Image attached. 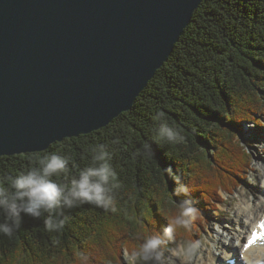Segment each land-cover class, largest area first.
Masks as SVG:
<instances>
[{
  "label": "trees",
  "instance_id": "16d2710c",
  "mask_svg": "<svg viewBox=\"0 0 264 264\" xmlns=\"http://www.w3.org/2000/svg\"><path fill=\"white\" fill-rule=\"evenodd\" d=\"M263 87L264 0H202L130 110L40 152L1 155L0 184L53 152L69 158L68 173L53 178L68 183L91 165L92 149L103 144L120 187L112 209L88 203L64 209L59 231L47 230L43 216L24 215L11 237L0 234V264H82L81 254L87 264L117 262L123 249L138 247L140 237L162 229L175 214L182 197L173 194L174 175L191 183L201 211L191 234L196 239L203 210L222 203L250 170L237 135L245 123L261 124ZM160 112L183 141H156Z\"/></svg>",
  "mask_w": 264,
  "mask_h": 264
},
{
  "label": "water",
  "instance_id": "95a60500",
  "mask_svg": "<svg viewBox=\"0 0 264 264\" xmlns=\"http://www.w3.org/2000/svg\"><path fill=\"white\" fill-rule=\"evenodd\" d=\"M202 0H0V157L130 110Z\"/></svg>",
  "mask_w": 264,
  "mask_h": 264
},
{
  "label": "clouds",
  "instance_id": "9594fccd",
  "mask_svg": "<svg viewBox=\"0 0 264 264\" xmlns=\"http://www.w3.org/2000/svg\"><path fill=\"white\" fill-rule=\"evenodd\" d=\"M157 118L160 120L155 129L157 142L172 144L184 140L176 127L163 120L162 112L157 114ZM144 150L151 153V145L145 144ZM109 160V152L100 144L92 149L91 165L78 169L68 183L53 179L68 173L69 169V158L54 152L41 156L38 166L9 177L7 183L0 184V234L11 237L20 227L24 215L32 218L43 216L47 230L59 231L65 223L62 217L64 209L83 203L112 209L114 193L120 184ZM260 179L264 186V175ZM174 183V196L182 197L175 201V214L167 219L162 229L140 237L139 246L128 253V264H192L196 255L201 253L202 242L191 238L193 226L201 218L197 202L190 195L192 185L180 175H174ZM228 207L227 203H217L215 214H226ZM251 231L252 235L256 234L261 251L253 254L249 264H264V243H261L264 242V214L255 218ZM80 259L82 264H87V256L81 254ZM223 259L226 264H235L230 255Z\"/></svg>",
  "mask_w": 264,
  "mask_h": 264
},
{
  "label": "rangeland",
  "instance_id": "374dc122",
  "mask_svg": "<svg viewBox=\"0 0 264 264\" xmlns=\"http://www.w3.org/2000/svg\"><path fill=\"white\" fill-rule=\"evenodd\" d=\"M258 116L262 117L260 125L254 124L252 122L245 123L244 126L240 127L241 133L237 135V138L240 140L241 145L245 146L248 150L250 170H248L245 176L239 177L238 186L235 188L233 193L224 196V201L221 204L227 203L229 205V207L226 209V214L221 213L217 215L215 214V208L209 206L205 210H203V228L199 232V235L196 239H199L202 242V249H210L217 255L222 252L226 253L231 250L229 251L230 253H228L230 256H232V253L234 252L235 256L241 257L238 252L236 253V251L238 246L243 244V240L235 238L234 231L229 232V230L226 228L229 226L231 227V222L233 221V219H235V210L239 201L238 193L241 191V189L245 190L249 187V181L251 183H254V187L256 188L253 194L250 192L247 195L250 200L255 197V194L261 196L262 193L260 190H258L261 179L256 177L257 171L255 169L253 170L252 168L253 164L255 162H258V164H261L263 167V169L259 170L260 176L264 174V115ZM252 132L256 134H254V136L251 135V139L249 138V136H247V134H251ZM231 235L232 243L234 244L236 249H231L229 246L223 247L220 243H218V239H223L227 242V240L231 239ZM127 256L128 252L123 249L122 253L118 256L117 262L110 261V263L107 264H128Z\"/></svg>",
  "mask_w": 264,
  "mask_h": 264
},
{
  "label": "bare ground",
  "instance_id": "6f19581e",
  "mask_svg": "<svg viewBox=\"0 0 264 264\" xmlns=\"http://www.w3.org/2000/svg\"><path fill=\"white\" fill-rule=\"evenodd\" d=\"M254 134L256 133L252 132L249 135L254 136ZM256 164H258V162H255L252 168L253 170L255 169L257 171L256 177L260 178L259 170L263 169V167L261 164L258 165ZM249 183L250 184L247 189L245 190L241 189V191L238 193L239 201L237 203V207L235 210V215H234L235 219H233V221L231 222L232 226L226 228L229 230V232L234 231L235 238L243 240V244L239 245L236 251V253L238 252L241 257L235 256V253H232L233 254L232 256L235 257V261L237 259L235 264H249V260L253 256V254L261 251L260 243L253 244L251 247L249 246L246 247L247 245L246 237L248 236L246 235L247 234L246 232H248L252 227V225L254 224L255 218L261 214H264V186H262V183H260L258 190L262 192L261 196L255 194V197L252 200H250L249 197H247V195L250 192L253 194L256 188L254 187V183H251L250 181ZM239 227L242 229H240ZM218 243H220L223 247L229 246L231 249H236V247L232 243V235H231V239L227 240V242L224 241L223 239H218ZM229 251L226 253L221 251L222 253L217 255L210 249H206V250L202 249L201 253H198L196 255L192 264H213V262L214 264H219L221 263V261L224 260L223 257L226 256V254L229 255L228 254L230 253Z\"/></svg>",
  "mask_w": 264,
  "mask_h": 264
},
{
  "label": "snow or ice",
  "instance_id": "6c2138e0",
  "mask_svg": "<svg viewBox=\"0 0 264 264\" xmlns=\"http://www.w3.org/2000/svg\"><path fill=\"white\" fill-rule=\"evenodd\" d=\"M257 239L256 234H253L249 240V243L246 245V247L250 246L251 243H253Z\"/></svg>",
  "mask_w": 264,
  "mask_h": 264
}]
</instances>
